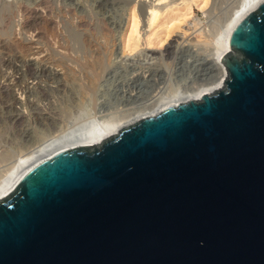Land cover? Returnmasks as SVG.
Instances as JSON below:
<instances>
[{
  "label": "water",
  "instance_id": "water-1",
  "mask_svg": "<svg viewBox=\"0 0 264 264\" xmlns=\"http://www.w3.org/2000/svg\"><path fill=\"white\" fill-rule=\"evenodd\" d=\"M219 63L222 88L26 168L0 264H264V0Z\"/></svg>",
  "mask_w": 264,
  "mask_h": 264
},
{
  "label": "rangeland",
  "instance_id": "rangeland-1",
  "mask_svg": "<svg viewBox=\"0 0 264 264\" xmlns=\"http://www.w3.org/2000/svg\"><path fill=\"white\" fill-rule=\"evenodd\" d=\"M104 1L0 0V176L14 154L27 151L34 130L48 129L53 120L66 124L62 102L72 79L77 87H85L80 93L83 112L70 119L75 125L82 119L141 110L162 93L211 78L215 27L237 2L164 0L160 16L149 26L141 15L155 0ZM102 24L113 30L107 45ZM97 54L103 63L91 72L84 64Z\"/></svg>",
  "mask_w": 264,
  "mask_h": 264
},
{
  "label": "bare ground",
  "instance_id": "bare-ground-1",
  "mask_svg": "<svg viewBox=\"0 0 264 264\" xmlns=\"http://www.w3.org/2000/svg\"><path fill=\"white\" fill-rule=\"evenodd\" d=\"M54 1V0H52ZM101 1V0H100ZM103 1V0H102ZM156 4H148L146 7L147 9L143 11V16L145 17V25L148 24L149 26H152L158 17L160 16V8L163 9V4L166 2H163L164 0H155ZM260 0H237V2L229 9L227 12V15L220 20L219 24L217 27H215V40L216 42L211 44L212 47L210 48L209 55L213 58V65L212 68L214 70L213 75L211 78H206L205 80L198 82L190 87L183 88L180 90H173L168 93H162L160 94L159 97L156 98L155 101L150 102L151 104L149 107L142 108L141 110H133L132 112H128L126 114L120 115V116H114V117H109V118H90L82 119L83 121H79L80 123H75L74 120L70 119H75L76 115L80 116L79 112L83 110V103L81 98H80V93L84 91L85 87L83 86H76L73 83V79L69 85V90L64 94L63 97V102L64 105V110L63 112V120H65L66 124L62 126V124H58V121L56 123V120H53L52 123H50L49 128H39L37 130H34V132L31 134V139L28 143L27 151L21 154H14V160H12L11 165L5 170V172L0 176V198L3 197L9 190H11L12 186L14 185L15 181L21 176V174L31 166L34 162L37 160L48 156L52 154L53 152L64 149V148H69L72 146H79V145H95L99 143L103 138L114 134L117 132V130L134 121L135 119L147 115V114H152L156 111H158L160 108L163 106L169 105V104H175L180 101H185V100H197L201 97L202 94L205 93H211L214 92L217 89L222 88L223 86V80L226 75V71L223 68V66L219 63V59L222 56L223 53L227 51V36L232 28V26L242 17L246 12L251 10ZM44 2V1H43ZM48 2V1H47ZM106 2V0L104 1ZM123 2V1H122ZM152 2V1H151ZM150 2V3H151ZM160 6H158V3ZM33 3H35L33 1ZM126 3V2H124ZM154 3V2H152ZM13 4V3H12ZM18 4V3H17ZM143 4V3H142ZM169 3H167L168 5ZM42 5V4H41ZM40 5V6H41ZM99 5V4H98ZM101 5V4H100ZM145 5V4H144ZM166 5V6H167ZM5 5V9L7 8ZM37 6V5H36ZM49 6V5H48ZM140 6V5H139ZM138 6V7H139ZM165 6V7H166ZM25 7V6H24ZM23 7V9H24ZM28 7V6H27ZM30 7V5H29ZM28 7V8H29ZM10 8H13L12 6ZM37 8V7H36ZM47 8V7H46ZM45 8V9H46ZM55 8V7H54ZM145 8V7H144ZM3 9V7H2ZM1 9V10H2ZM27 9V8H26ZM35 9V8H34ZM44 9V8H43ZM49 9V8H48ZM9 10V9H8ZM7 10V11H8ZM20 10V9H19ZM25 10V9H24ZM32 11V8L30 9ZM37 10V9H36ZM68 10V9H67ZM144 10V9H140ZM4 11V10H3ZM2 11V13H3ZM6 11V13H7ZM10 11V10H9ZM8 11V12H9ZM22 11V10H21ZM41 11V10H40ZM48 11V10H47ZM5 12V11H4ZM25 12V11H24ZM35 12V11H34ZM65 12L68 14V12L65 10ZM142 12V11H141ZM14 13V12H13ZM16 13V12H15ZM22 13V12H21ZM49 13V12H48ZM47 13V15H48ZM9 14V13H8ZM17 14V13H16ZM34 14V13H33ZM32 14V15H33ZM72 14V13H71ZM11 15L12 12H11ZM21 15V14H20ZM39 15V13H38ZM45 15V14H44ZM1 16V15H0ZM28 16V15H27ZM40 16V15H39ZM51 16V15H50ZM71 16V15H69ZM86 16V15H85ZM84 16V17H85ZM5 17V16H4ZM8 17V16H7ZM35 17V16H34ZM37 17V16H36ZM35 17V19H36ZM53 17V16H52ZM79 17V16H78ZM73 17H71L72 19ZM90 18V17H89ZM142 18V19H143ZM7 19V18H6ZM13 19V18H12ZM51 19V18H50ZM81 19V18H79ZM24 20V19H23ZM26 20V19H25ZM85 20V19H84ZM101 20V19H100ZM9 21V20H8ZM49 21V20H47ZM51 21V20H50ZM88 21V20H87ZM10 22V21H9ZM81 22V21H80ZM95 22V21H94ZM54 23V21H53ZM57 23V22H56ZM64 23V22H62ZM89 23V22H88ZM92 23V22H91ZM144 23V22H143ZM12 24V23H11ZM33 24V23H32ZM55 24V23H54ZM58 24V23H57ZM96 24V23H95ZM105 24V22H104ZM102 24L101 26H103ZM6 25V24H5ZM51 25V24H50ZM66 25V24H65ZM82 25V24H81ZM87 25V24H86ZM107 25V24H106ZM105 25V26H106ZM137 25V24H136ZM103 26L101 31L104 34L103 38L106 41L111 38L112 36V29L107 28L108 26ZM34 27V26H33ZM65 27V26H64ZM81 27V26H80ZM138 27V26H137ZM137 27L135 26V32H137ZM1 28V27H0ZM8 28V27H7ZM25 28V27H24ZM51 28V27H50ZM79 28V27H78ZM82 28V27H81ZM92 28V27H91ZM10 29V28H9ZM47 29V28H46ZM49 29V28H48ZM73 28H71L72 30ZM94 29V28H93ZM97 29H99V25L97 26ZM7 30V29H6ZM70 30V31H71ZM112 30V31H111ZM1 31V30H0ZM4 31V30H3ZM69 31V32H70ZM134 31V30H133ZM2 32V31H1ZM8 32V31H6ZM26 32V31H25ZM33 32V31H32ZM52 32V31H51ZM76 32V31H75ZM87 32V31H86ZM115 32V31H114ZM3 33V32H2ZM5 33V32H4ZM71 33V32H70ZM74 33V31H73ZM72 33V34H73ZM80 33V32H79ZM111 33V35H109ZM139 33V32H137ZM43 35V34H42ZM71 35V34H70ZM75 37L77 34H74ZM73 35V36H74ZM86 35V34H85ZM98 35V34H97ZM114 35V34H113ZM136 35V34H135ZM68 36V35H67ZM84 36V35H83ZM32 37V36H31ZM41 37V36H40ZM49 38V35L46 36V38ZM70 37V36H69ZM80 37V34H79ZM101 37V36H100ZM114 37V36H113ZM47 38V39H48ZM71 39V38H70ZM114 39V38H113ZM64 40V39H63ZM73 40V39H72ZM80 41V39H78ZM89 40V39H88ZM71 41V40H70ZM74 41V40H73ZM112 41V40H111ZM89 43L88 41H85ZM113 42V41H112ZM111 42V43H112ZM46 43V42H45ZM74 43V42H73ZM72 43V44H73ZM75 43L78 44V42L75 41ZM81 43V42H80ZM83 43V42H82ZM113 44V43H112ZM1 45V44H0ZM16 45V44H15ZM103 45V44H102ZM107 45V44H106ZM3 46V43H2ZM72 46V45H71ZM82 46V44L80 45ZM73 47V46H72ZM71 47V48H72ZM89 47V46H88ZM2 48V47H1ZM15 48V47H14ZM17 48V47H16ZM79 48V46L77 47ZM84 48V47H83ZM104 48V47H100ZM73 49V48H72ZM71 49V50H72ZM75 49V45H74ZM73 49V50H74ZM86 49V48H85ZM88 49V48H87ZM173 49V48H172ZM2 50V49H1ZM5 50V49H4ZM15 50V49H14ZM13 50V51H14ZM17 50V49H16ZM70 50V51H71ZM77 50V49H76ZM170 50V49H169ZM3 51V50H2ZM68 51V49L66 50ZM81 51V50H80ZM69 52V51H68ZM76 52V51H75ZM78 53V52H77ZM75 53V54H77ZM84 53V52H83ZM170 53V52H169ZM72 54V53H71ZM74 54V53H73ZM85 54V53H84ZM91 54V53H90ZM169 55V54H167ZM74 57V56H73ZM72 57V58H73ZM87 63V62H86ZM103 63V57L100 54H97L94 56V59L92 62L84 64L88 68H90L94 72L95 70L99 68L100 65ZM30 70V69H29ZM30 73V72H29ZM145 107V106H144ZM63 109V108H62ZM83 112V111H82ZM81 112V113H82ZM79 113V114H78ZM83 116V113H82ZM81 116V117H82ZM58 117V115L56 116ZM84 118V117H82ZM77 119V118H76ZM79 119V118H78ZM69 120V121H68ZM81 120V118L79 119ZM51 121V120H50ZM73 122L72 123H70ZM64 122V121H63ZM78 122V120H77ZM60 123V122H59ZM60 126H58V125ZM64 124V123H63ZM70 124V125H69ZM90 127L91 130L89 129L86 133H82L81 130L84 128ZM35 139V141H33Z\"/></svg>",
  "mask_w": 264,
  "mask_h": 264
}]
</instances>
